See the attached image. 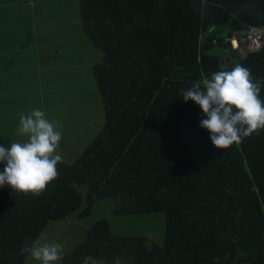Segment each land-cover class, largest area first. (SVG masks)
I'll use <instances>...</instances> for the list:
<instances>
[{"label": "trees", "instance_id": "obj_1", "mask_svg": "<svg viewBox=\"0 0 264 264\" xmlns=\"http://www.w3.org/2000/svg\"><path fill=\"white\" fill-rule=\"evenodd\" d=\"M80 13L102 52L92 71L105 124L40 194L0 188V264H24L25 237L106 198L115 215L165 213L163 244L118 234L103 218L61 264H264V130L218 149L199 106L181 96L201 73L236 63L264 77V47L230 61L215 52L264 27V0H80Z\"/></svg>", "mask_w": 264, "mask_h": 264}, {"label": "rangeland", "instance_id": "obj_2", "mask_svg": "<svg viewBox=\"0 0 264 264\" xmlns=\"http://www.w3.org/2000/svg\"><path fill=\"white\" fill-rule=\"evenodd\" d=\"M11 2L21 13L16 23L21 26L23 43L13 45L19 52L12 55L5 53L0 44V133L21 140L17 135L20 116L40 108L61 126L63 141L57 151L62 160L74 162L105 124L101 94L92 71L102 52L84 34L80 0ZM37 37L47 43L36 42ZM239 49L244 52L243 45ZM215 52L224 57L230 54L229 48L222 46H217ZM86 205L84 200L78 212L51 222L43 232L50 241L62 244L63 254L83 242L92 225L103 218L118 234L143 235L151 244L164 242L163 212L119 216L114 214V199L106 198L96 201L90 214L79 217L77 214Z\"/></svg>", "mask_w": 264, "mask_h": 264}, {"label": "clouds", "instance_id": "obj_3", "mask_svg": "<svg viewBox=\"0 0 264 264\" xmlns=\"http://www.w3.org/2000/svg\"><path fill=\"white\" fill-rule=\"evenodd\" d=\"M262 89L264 77H253L249 68L236 63L209 76L201 73L188 88L181 89V96L199 106V126L208 131L212 145L227 150L264 130ZM17 135L22 139L0 143V188L38 195L58 176L57 165L63 159L57 151L63 141L61 126L40 108H33L20 116ZM19 252L31 264H61L63 260L62 244L43 233L35 239L25 237ZM83 264L103 261L87 256Z\"/></svg>", "mask_w": 264, "mask_h": 264}, {"label": "crops", "instance_id": "obj_4", "mask_svg": "<svg viewBox=\"0 0 264 264\" xmlns=\"http://www.w3.org/2000/svg\"><path fill=\"white\" fill-rule=\"evenodd\" d=\"M11 1L12 0H0V44L3 46V51H5V53H10L9 55L16 53V51L17 53L19 52L18 48H16L17 46L14 47L13 45L23 43L21 40L23 38L21 37V26L16 23V21L20 20L21 13H18L19 7L17 4ZM5 37H7V39L3 41ZM41 40L47 43V40L40 37H37L36 42L39 43ZM45 50L46 52L49 51L47 47ZM36 51L39 52V50Z\"/></svg>", "mask_w": 264, "mask_h": 264}, {"label": "built area", "instance_id": "obj_5", "mask_svg": "<svg viewBox=\"0 0 264 264\" xmlns=\"http://www.w3.org/2000/svg\"><path fill=\"white\" fill-rule=\"evenodd\" d=\"M234 40L238 41V46L234 45ZM234 49H239L240 45L250 52L259 51L264 47V27L250 26L248 31L231 40Z\"/></svg>", "mask_w": 264, "mask_h": 264}, {"label": "water", "instance_id": "obj_6", "mask_svg": "<svg viewBox=\"0 0 264 264\" xmlns=\"http://www.w3.org/2000/svg\"><path fill=\"white\" fill-rule=\"evenodd\" d=\"M238 36V35H237ZM229 38L231 39L232 38V33H230V35H229ZM234 57H237V58H241V57H244V52H243V50H241V49H235L234 51H230V55H228L227 57H226V60L227 61H230L232 58H234ZM233 64V63H232Z\"/></svg>", "mask_w": 264, "mask_h": 264}, {"label": "bare ground", "instance_id": "obj_7", "mask_svg": "<svg viewBox=\"0 0 264 264\" xmlns=\"http://www.w3.org/2000/svg\"><path fill=\"white\" fill-rule=\"evenodd\" d=\"M234 45L238 46V41L237 40H234Z\"/></svg>", "mask_w": 264, "mask_h": 264}]
</instances>
